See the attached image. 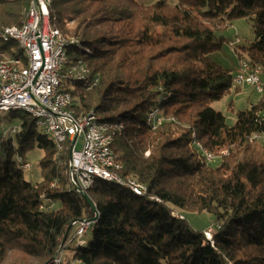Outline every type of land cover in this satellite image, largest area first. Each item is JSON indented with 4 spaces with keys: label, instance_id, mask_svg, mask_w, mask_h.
<instances>
[{
    "label": "trees",
    "instance_id": "1",
    "mask_svg": "<svg viewBox=\"0 0 264 264\" xmlns=\"http://www.w3.org/2000/svg\"><path fill=\"white\" fill-rule=\"evenodd\" d=\"M29 1L0 0V28L23 25ZM50 16L78 41L67 48L69 64L82 60L98 79L89 90L64 84L70 110L123 124L113 147L120 174L147 193L96 181L86 191L99 214L91 239L79 244L72 227L62 247L73 222L95 215L68 185L71 143L59 150L31 116L9 111L0 122L17 131L0 134V264H264V146L251 140L264 139V96L227 126L212 104L239 87L209 58L224 44L216 31L245 19L253 39L238 59L264 69V0H52ZM155 109L162 122L152 130ZM37 152L41 180L33 183L17 159L29 163ZM172 212H207L219 228L208 240Z\"/></svg>",
    "mask_w": 264,
    "mask_h": 264
},
{
    "label": "built area",
    "instance_id": "2",
    "mask_svg": "<svg viewBox=\"0 0 264 264\" xmlns=\"http://www.w3.org/2000/svg\"><path fill=\"white\" fill-rule=\"evenodd\" d=\"M43 0H39V9L31 14L28 32L22 40L23 47H30L35 57V67L29 73H14L7 69V65H0V78L4 75L16 74V83L13 85H0V120L4 116L6 104H27L37 116H31L37 127L47 135L60 150L66 143H71L67 168V181L71 189L82 194L92 187L96 181L113 183L128 189L136 196H145L146 187L135 178H123L120 174L121 164L113 150L114 141L122 134L123 124L120 122H105L100 116H66L59 110V103L64 102L60 91L56 90V81L68 83V77L60 75L58 62L61 56L57 52L56 39L47 37L42 21ZM10 35V34H8ZM13 37V36H11ZM74 68V66H72ZM98 81V79H97ZM233 83H242L251 87L255 92L257 87H264L261 80L260 68H254L248 61L239 60ZM91 86V85H89ZM47 94H55V102H47ZM46 112H55V116H46ZM162 122L159 116H148V125L155 130ZM16 130L14 129L13 132ZM260 135L255 134L251 140H259ZM82 142L81 150H76L77 141ZM195 145L200 149L205 163L212 164L216 156L202 149L198 142ZM148 152L145 156H148ZM21 168L30 169L29 163H23ZM151 201L158 202L155 197L149 196ZM172 215L182 219L175 212ZM99 214L95 213L92 220L75 221L74 239L83 244V236L92 230L93 224ZM214 227L211 226L210 229ZM216 228H219L217 225ZM208 240L211 239L212 230L205 231Z\"/></svg>",
    "mask_w": 264,
    "mask_h": 264
},
{
    "label": "rangeland",
    "instance_id": "3",
    "mask_svg": "<svg viewBox=\"0 0 264 264\" xmlns=\"http://www.w3.org/2000/svg\"><path fill=\"white\" fill-rule=\"evenodd\" d=\"M142 4H150L155 0H137ZM170 4H174L175 0H167ZM74 22H69V27L74 26ZM218 36L224 38V44L220 48V50L215 51L209 55L211 61L221 66L223 69L229 70L233 75L236 73V68L239 63L238 54L242 53L241 48L243 46H247L248 43L253 39L252 36V27L251 23L245 19H236L233 20L227 27L222 30L216 31ZM18 53V48H11V50H5L4 55L10 57L14 54ZM244 56V54L242 53ZM88 68V67H87ZM89 69V68H88ZM90 70V69H89ZM261 80L264 82V69H260ZM234 84V83H233ZM239 89L238 91L232 90L230 94L224 97L221 101L215 102L212 104V108L215 111L222 113L225 117L226 125L231 127L234 125L236 120V112L242 111L250 107V105L257 103L261 98H263V94L256 93L251 87L246 85H236ZM17 123H8V122H0V134H2V138L6 137L7 134H14L17 131L16 126ZM16 130L13 132V130ZM258 144L256 147L261 149L264 146V139L260 138L258 140ZM82 142L80 140L77 141L76 150H81ZM42 157L41 152L34 153L29 158L30 169L25 171V179L30 180L33 183H37L41 180L40 169L38 166L39 159ZM0 158H2V154L0 153ZM18 161V159H17ZM219 160H215L211 166L217 167L219 165ZM50 203L43 201V205L46 206ZM52 209H58V204H50ZM176 213V212H175ZM178 214V213H176ZM190 225L192 231H208L214 230L218 225L214 222L213 217L207 212L201 213H187L181 212ZM178 214L179 216H181ZM182 216V217H183ZM183 219V218H182ZM214 227L210 229L211 226ZM72 227L75 228L74 225ZM212 235V234H211ZM91 239V233L88 232L83 236V240L88 242ZM75 243V242H73ZM61 256V252L59 253ZM59 260H56L58 262Z\"/></svg>",
    "mask_w": 264,
    "mask_h": 264
},
{
    "label": "bare ground",
    "instance_id": "4",
    "mask_svg": "<svg viewBox=\"0 0 264 264\" xmlns=\"http://www.w3.org/2000/svg\"><path fill=\"white\" fill-rule=\"evenodd\" d=\"M51 4L52 0H43L44 9L42 21L46 29L47 37L50 39H56V41H58L57 52L61 56V62H58V70L60 75L68 77V83L82 82L85 85L86 90H89L98 84L97 78L91 79L90 70L82 62V60L75 61L71 65L69 64L70 62L68 60L67 48L70 45L78 44V41L75 38L68 39L63 37L60 30L52 25L50 16ZM38 9L39 0H30L29 6L25 13V21L23 25L19 27L12 26L0 28V65H7V69L10 72L29 73L35 67V57L32 53V49L30 47H23L22 40H17V38H23V36L28 32L29 23L31 22V14L35 13V11H38ZM11 44L18 48V53L7 57L4 55V51L8 49L11 50L12 47L8 46ZM72 66H74V68H72ZM14 83H16V74L4 75L0 78V85H13ZM64 84V81H56V90L60 91V96L64 100V102L59 103V110L63 111L66 116H75L69 108L73 103V97L69 91L63 89ZM234 84L242 85V83ZM256 93L263 94L264 87H257ZM47 102H55V94H47ZM13 110L23 111L29 116H37V112H32V108L27 104H6L4 108V115ZM158 114L159 111L155 109L151 111L148 116H158ZM46 116H55V112H46ZM81 116H88V113ZM93 116L100 115L93 112Z\"/></svg>",
    "mask_w": 264,
    "mask_h": 264
},
{
    "label": "water",
    "instance_id": "5",
    "mask_svg": "<svg viewBox=\"0 0 264 264\" xmlns=\"http://www.w3.org/2000/svg\"><path fill=\"white\" fill-rule=\"evenodd\" d=\"M83 195H84V197H85V200H86V201L88 202V204L91 206L92 210H93L95 213H97V211H96V209H95V206L91 203V201H90V199L88 198V196H87L86 194H83ZM71 228H72V225L67 229V231H66V233H65V235H64V238H63V240H62V247L64 246V244H65V242H66V239H67V237H68V235H69V232H70Z\"/></svg>",
    "mask_w": 264,
    "mask_h": 264
},
{
    "label": "crops",
    "instance_id": "6",
    "mask_svg": "<svg viewBox=\"0 0 264 264\" xmlns=\"http://www.w3.org/2000/svg\"><path fill=\"white\" fill-rule=\"evenodd\" d=\"M236 70H237V68H236Z\"/></svg>",
    "mask_w": 264,
    "mask_h": 264
}]
</instances>
